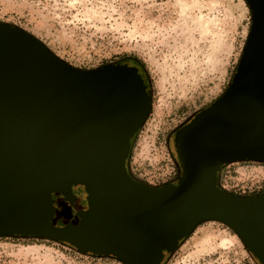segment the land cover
Wrapping results in <instances>:
<instances>
[{
	"label": "water",
	"instance_id": "95a60500",
	"mask_svg": "<svg viewBox=\"0 0 264 264\" xmlns=\"http://www.w3.org/2000/svg\"><path fill=\"white\" fill-rule=\"evenodd\" d=\"M246 2L251 28L232 80L175 132L180 174L161 185L136 178L128 166L132 139L152 108L139 67L77 68L32 33L0 21V236L162 264L213 220L264 264V192L240 195L219 183L228 163L264 162V0Z\"/></svg>",
	"mask_w": 264,
	"mask_h": 264
},
{
	"label": "rangeland",
	"instance_id": "374dc122",
	"mask_svg": "<svg viewBox=\"0 0 264 264\" xmlns=\"http://www.w3.org/2000/svg\"><path fill=\"white\" fill-rule=\"evenodd\" d=\"M0 21L41 39L74 67L139 59L152 108L132 140L131 173L152 185L177 178V129L228 88L251 28L246 0H0ZM136 65V64H135ZM230 192H264V162L233 161L220 171ZM59 223V222H58ZM0 264H125L51 239L0 236ZM162 264H261L236 233L204 221Z\"/></svg>",
	"mask_w": 264,
	"mask_h": 264
},
{
	"label": "flooded vegetation",
	"instance_id": "af4514ba",
	"mask_svg": "<svg viewBox=\"0 0 264 264\" xmlns=\"http://www.w3.org/2000/svg\"><path fill=\"white\" fill-rule=\"evenodd\" d=\"M138 67H139L140 71L142 72V74L144 75L145 81H146V83H147V85H148V89L150 90L149 77H148L147 71L145 70V67H144V66H140V65H138ZM185 124H186V122H185L183 125H185ZM183 125H182V126H183ZM182 126H180V127H182ZM180 127H179V128H180ZM179 128H178V129H179ZM178 129H177V130H178ZM176 179H177V178L173 179L172 181H174V180H176ZM74 192L76 193L77 197H78L80 200H83L84 187H83L82 185L74 186ZM55 197H56V195H55Z\"/></svg>",
	"mask_w": 264,
	"mask_h": 264
},
{
	"label": "trees",
	"instance_id": "16d2710c",
	"mask_svg": "<svg viewBox=\"0 0 264 264\" xmlns=\"http://www.w3.org/2000/svg\"><path fill=\"white\" fill-rule=\"evenodd\" d=\"M128 62V61H126ZM131 64H136L137 66L140 65V66H144V64L137 58H132L131 60ZM148 74V73H147ZM142 76L144 77V75L142 74ZM145 79V78H144ZM146 82V81H145ZM147 84V83H146ZM133 140V139H132ZM233 193V192H232ZM254 195V194H253Z\"/></svg>",
	"mask_w": 264,
	"mask_h": 264
}]
</instances>
